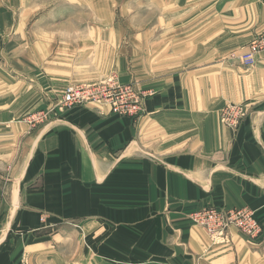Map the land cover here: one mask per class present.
I'll list each match as a JSON object with an SVG mask.
<instances>
[{"label":"crops","instance_id":"crops-1","mask_svg":"<svg viewBox=\"0 0 264 264\" xmlns=\"http://www.w3.org/2000/svg\"><path fill=\"white\" fill-rule=\"evenodd\" d=\"M220 3L137 34L116 73L149 93L137 120L102 105L60 109L65 87L95 80L69 83L56 64L0 46V264H264V231L211 245L191 221L246 208L264 225V52L249 71L191 69L186 46L217 43ZM231 5L224 18L244 48L264 32V0ZM228 104L247 111L235 131L219 121Z\"/></svg>","mask_w":264,"mask_h":264},{"label":"rangeland","instance_id":"rangeland-1","mask_svg":"<svg viewBox=\"0 0 264 264\" xmlns=\"http://www.w3.org/2000/svg\"><path fill=\"white\" fill-rule=\"evenodd\" d=\"M217 1L223 5L216 10L222 22L219 40L202 46L193 36V44L186 45L192 52L191 69L232 67L230 56L243 45L233 44L232 21L224 18L232 12L231 0H0V46L8 45L5 53L11 55L31 53L34 64L40 60L56 64L57 73L69 83H85L88 77L95 80L93 84L117 80V64L131 58L137 34L154 23L184 22L185 15L200 5L209 8L210 15ZM214 36L209 33L207 38ZM184 48L176 47L178 56ZM40 113L29 115L32 123H39ZM209 243L217 242L209 238Z\"/></svg>","mask_w":264,"mask_h":264},{"label":"built area","instance_id":"built-area-1","mask_svg":"<svg viewBox=\"0 0 264 264\" xmlns=\"http://www.w3.org/2000/svg\"><path fill=\"white\" fill-rule=\"evenodd\" d=\"M263 52L264 32L238 53H233L230 56L231 65L249 71L255 68L258 55ZM148 94L141 91L135 81L122 85L116 79L110 78L101 83L65 87L59 108L63 110L87 104L102 105L108 107L116 116L137 120L143 113L142 105ZM246 116L244 106L228 104L221 109L219 121L223 127L235 131ZM191 221L200 227L212 242L217 243L228 238L230 230L238 231L249 243L258 241L264 231V225L246 208L203 209L193 213Z\"/></svg>","mask_w":264,"mask_h":264},{"label":"bare ground","instance_id":"bare-ground-1","mask_svg":"<svg viewBox=\"0 0 264 264\" xmlns=\"http://www.w3.org/2000/svg\"><path fill=\"white\" fill-rule=\"evenodd\" d=\"M222 5V4H221ZM220 8V7H219ZM228 15V14H227ZM220 17V16H219ZM181 19V18H180Z\"/></svg>","mask_w":264,"mask_h":264}]
</instances>
